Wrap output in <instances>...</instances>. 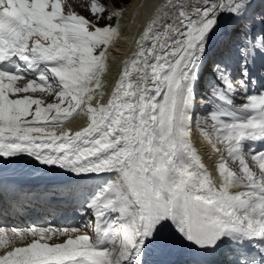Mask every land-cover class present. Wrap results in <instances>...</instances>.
I'll return each instance as SVG.
<instances>
[{
    "label": "snow or ice",
    "instance_id": "obj_1",
    "mask_svg": "<svg viewBox=\"0 0 264 264\" xmlns=\"http://www.w3.org/2000/svg\"><path fill=\"white\" fill-rule=\"evenodd\" d=\"M85 7L0 0V170H62L86 221L0 227V264H264V0L157 5L107 102L124 7Z\"/></svg>",
    "mask_w": 264,
    "mask_h": 264
},
{
    "label": "bare ground",
    "instance_id": "obj_2",
    "mask_svg": "<svg viewBox=\"0 0 264 264\" xmlns=\"http://www.w3.org/2000/svg\"><path fill=\"white\" fill-rule=\"evenodd\" d=\"M152 2L153 4L154 2L156 3L155 7L151 4V6L154 7L152 8L153 10L152 12L154 14V9L156 8V6L166 3L167 0H158V2H156L155 0H130V2L125 3L126 6L124 7V14L122 17H120L121 34L117 38L116 42L111 46L110 71L107 72L103 77L105 81V95L103 99L104 98L108 99L109 94H106V90L112 88V83L115 82V80L118 77V72L122 67V62L128 57H130L131 54L136 50L137 44L136 45L130 44L129 38H132L134 40H137L139 38L143 30V28H141V25L143 24L142 21L146 19V16H148V15L146 16L144 15L145 13L149 14L146 11L151 10V7L149 6L150 3ZM183 2L188 6H192V5H196L198 3V0H183ZM112 5L113 4L108 5L110 10L112 9ZM188 10L191 11L192 8L189 7ZM153 14L151 17L150 16L149 17L152 18ZM146 20L149 21L150 19H146ZM97 99H99V97H97ZM85 123H86V119L84 115L81 114L79 116H76L72 120L66 121L64 123V127H70L73 130H78L80 127L84 126ZM192 132H193V139H195L194 142L203 158L204 163L207 165V167L212 172V174L214 176H217L215 161L218 158V154L213 153L211 146L208 144L207 140L204 138V136L201 134V132L195 126V124L193 125ZM197 138L199 139V141H197ZM29 160L30 158L24 157L23 160L20 161L21 163L25 162L23 165L19 163L8 165L5 166L1 171H6V172L13 171L15 172L16 175L21 176L27 180L31 178L46 179V178L55 177L56 174L63 173L62 170H59L56 167H49V166L47 167V166H39L37 164H29ZM85 180H94L98 182L101 181V178L96 176H88L85 177L83 180L79 181L78 183L81 184ZM71 182L77 183L76 181H71ZM233 190H237V189H233ZM74 210H75V206L71 208L63 207L60 209V212L56 217L54 216L51 218L45 217L42 220L38 218L36 220V226L63 228V227H70L75 224H80V226L77 227H81L82 222H85L84 218L74 216ZM29 226L32 225H24L20 222L11 221L8 218H3L0 221V227H5V228H11V227L26 228Z\"/></svg>",
    "mask_w": 264,
    "mask_h": 264
},
{
    "label": "rangeland",
    "instance_id": "obj_3",
    "mask_svg": "<svg viewBox=\"0 0 264 264\" xmlns=\"http://www.w3.org/2000/svg\"><path fill=\"white\" fill-rule=\"evenodd\" d=\"M155 1L158 2V0H155ZM101 2L104 3L105 6H108V5H110V4H113L112 0H101ZM122 2H124V1H123V0H120V4H121V6L125 7L126 4H123ZM129 2H130V1H129ZM69 3L74 7V9H75L77 12L82 13L83 15H85L86 17H88V18L91 19V15H90V13L87 11V9H86V7H85L86 0H70ZM128 4H129V3H128ZM151 4L155 7V4H156V3H155V2H154V4H153V2L150 3V6H149V7H151V10L146 11V12H148L150 15L145 13L144 16L148 15V16H146V19H150V17H151L152 14H153V12H152V11H153L152 8H154V7L151 6ZM150 11H151V12H150ZM149 16H150V17H149ZM136 19H137V18H136ZM144 19H145V18H144ZM146 19H145V20H146ZM145 20L142 21L143 24L141 25V28H144L145 25L148 23V20H146V21H145ZM134 22H136V21H134ZM100 23H101V24H104L105 21L102 20ZM112 23L115 24V20H113ZM144 23H145V24H144ZM136 41H137V40H134V39H132V38H129V42H130V44H134V45H136ZM115 81H116V80H115ZM114 84H115V82L112 83V88H113ZM112 88L109 89V90H106V94H109V95H110V92H111ZM36 95L41 96V97L45 100V103H51V102H53V100H54V97H53V96H49L47 93H44V94L37 93ZM103 102H107V99L104 98V99H103ZM70 120H72V119H70ZM68 121H69V120H68ZM65 122H66V121H65ZM65 122H64V123H65ZM230 167H232L233 170H237V171H238V162H230ZM85 222H86V221H85ZM82 223H84V222H82ZM77 226H80V224H75V225H72V226H70V227H77Z\"/></svg>",
    "mask_w": 264,
    "mask_h": 264
},
{
    "label": "trees",
    "instance_id": "obj_4",
    "mask_svg": "<svg viewBox=\"0 0 264 264\" xmlns=\"http://www.w3.org/2000/svg\"><path fill=\"white\" fill-rule=\"evenodd\" d=\"M125 3L129 2L130 0H123Z\"/></svg>",
    "mask_w": 264,
    "mask_h": 264
}]
</instances>
